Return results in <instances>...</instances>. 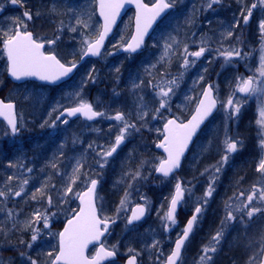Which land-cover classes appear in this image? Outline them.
Here are the masks:
<instances>
[{
  "label": "rangeland",
  "instance_id": "rangeland-1",
  "mask_svg": "<svg viewBox=\"0 0 264 264\" xmlns=\"http://www.w3.org/2000/svg\"><path fill=\"white\" fill-rule=\"evenodd\" d=\"M28 1L30 0H22V3ZM149 1L153 2L154 0ZM254 3L257 7L252 9L251 19L245 25L241 12L247 14V9ZM175 4L178 11L176 13H174L175 11L172 12L160 23L146 47L145 52H147V55L144 58L148 60L147 64H143L141 56H125L122 53V48L114 47V45L118 46L128 40L131 29L129 24L131 16L127 15L107 44L102 56L97 61L80 68L77 75L70 82L65 83L58 89L51 90L48 88L44 90L25 85L17 87L14 92H11L6 91V88L1 89L2 86H6V82L5 80L1 81L0 78V97L7 99L6 101L19 99L22 103L26 100L31 102L29 107L19 104L21 111L17 112L19 128L21 134H24L21 137L26 140L24 145L31 143V152L35 150L39 152H34L35 159L49 156L54 158L55 156L60 157L55 158L57 163L62 162L61 167L51 166L49 169L54 177L57 176L59 183L57 185L58 189L55 190L57 193L55 197L59 201L55 204L54 210L47 213L50 229H44L41 222V227H39L40 236L37 241L29 242L32 243L31 248L27 247L28 252L30 251L37 256L32 258L28 252L23 256L20 253L17 258L21 264H30L29 257L36 260L37 264H51V260L56 254L55 246L57 245L58 232L63 222L72 216L71 204L76 201L75 193L84 189L89 178H100L98 192L96 193L98 214L102 218L108 217L115 221L113 233L104 242L105 246L108 248L115 246L116 255L138 254L137 259L141 261L140 264H161L160 259L163 260V250L165 251L162 247L168 244L170 233L178 228V222L175 225H169V228L165 230L164 224L166 221L163 220V217L166 214V209L158 205L153 206L155 202L151 201L144 193L145 187H154L156 184L153 175L154 165L158 164L160 159L155 158L158 153L154 151L153 147L161 139L162 126L167 119L179 117L182 121L192 112L206 83L213 85V92L217 98L219 109L213 120L209 122L198 137L183 165L182 171L179 173L180 178L178 180L182 181L188 187L185 188L190 190L185 192L183 210L185 212L191 211L199 202V197L193 188L195 184L203 190L200 196L204 198L210 176L225 154L223 142L226 133L232 140L241 141L238 144L237 151L239 152L230 154L228 162L222 167V171L216 174L213 186L214 189L218 188L224 172L232 168V173L236 172L234 177L238 179L237 183L242 182V187L230 192L237 185L235 183L234 186L230 187V193L226 198L221 193L214 191L213 194H215L217 204L215 208L210 210L215 211L220 200H223L220 211L226 222V204L231 203L235 206L239 201L246 202V197L251 194L253 187L259 190L264 186V175L256 170L260 159L264 157V150L261 149L259 143L260 139L264 138V129H261L260 125L257 124L259 108L264 105V95L243 96L242 93L235 91L239 78L249 76L254 79L259 78L258 69L262 54L259 23L264 20V5L260 4L259 0H221V3L213 5L212 9L205 10L206 0H176ZM23 5L24 7L27 6L26 4ZM243 5H245V8ZM11 6H13L12 3ZM51 7V10L43 11L40 8L41 10L34 13L35 18H32V22L29 24L32 28L35 24L36 28L32 33L41 42L47 43L48 40H55L52 45L47 43L46 53L56 55L66 65L70 62H76L77 59H73V57L75 55L81 56L83 40H94L100 30L99 22L95 16L94 1L52 0ZM23 14L4 19L6 24H0V36L3 32L14 29L18 20L25 23L22 20L26 18ZM41 16L47 22L35 23L36 18L42 20ZM52 16L56 18V23L48 20ZM78 18H82L87 22L88 27L84 28L83 25H78ZM237 21H239L238 27L235 26ZM72 27L77 30L75 32L71 31ZM228 30H232L233 35L225 38L224 34ZM250 30L251 33H249ZM247 33L252 36V41L248 40ZM57 37L59 38L57 39ZM169 37L174 38L177 43L173 44L168 56L161 60L165 43L172 42ZM202 40L206 41V44L202 45ZM63 45H66V51L61 48ZM185 46L188 47L189 52L198 51L201 46H206L211 51H206L199 59L189 56V60H195V63L190 64L185 69L182 67ZM233 47L239 49L241 56L244 58L233 57L230 63H226L219 52L231 50ZM4 66V53L2 44H0V76L3 69H6ZM93 69L95 71H92ZM116 69L123 70V72H117ZM90 71H92V75L95 74V76L93 75L95 82L88 79ZM112 72H114V77L111 76V79L107 74H112ZM201 76H203V79H200ZM97 77L104 85V88L99 92L97 90L102 85ZM172 79H176L178 86L173 88L167 105L164 109H160L158 115L156 109L159 108L160 97L157 96L159 89L155 85L160 84L161 81ZM133 84L139 86L133 88ZM112 87L115 88L116 93L111 99L112 102L107 105L103 106V104L98 103L95 97H91L90 92L102 96ZM77 92L79 98L92 103L95 110L104 112L108 117L114 116L117 111L122 112L128 122L136 126L135 129L129 130L130 134L126 135L124 143L119 147L116 154L108 158V162L103 169L98 166L99 157L97 153L101 149L107 150L113 144L115 136L123 126L120 122H115L107 131L109 135L107 143L109 144H106L105 140L100 137L99 131L103 128L102 125L97 124L96 127L86 128V135L90 138V141L85 147H79V144L75 143L72 137L66 144L65 132L67 127L71 126L69 121L67 124L57 121L55 128L49 126L63 108L76 106L79 99L75 95ZM233 93V98L240 100L242 106L240 112L229 119L226 116L224 104H226L229 95ZM53 109L57 110L53 111ZM26 110L29 111L30 115H33L32 118L27 116L25 119L24 113ZM49 113H51V116H49ZM144 113H147V115H143ZM154 116L156 118H153ZM41 118L44 120H41ZM101 119L105 120L107 118L101 117ZM45 121L48 123L45 124ZM42 124H45V126L41 127ZM8 136V131L4 128L2 130L0 127V141L4 142L6 146L14 143L17 148L22 147V139L10 140ZM40 142H42V145ZM250 142L254 144L252 147L248 146ZM89 145L92 147H89ZM149 145L153 151L149 149ZM243 149L244 151H242ZM44 153H46V156L43 155ZM201 159H205L204 165L196 168ZM28 161L30 163L31 159ZM77 161H80L82 168L78 174H74L73 170ZM1 162L4 161L1 160ZM49 162L52 163L51 158ZM231 162L235 165L230 166ZM23 163H25L23 156L15 160V164L21 166L20 169L25 171V175L30 176L28 179L22 178L27 180L28 183L25 185L21 182L19 186V189H21V186L24 189L21 195L18 196L21 199L34 195L35 182H37L34 177H31L32 171H34V162L29 165ZM50 163L47 164L50 165ZM47 164L42 165L40 169L38 167L41 170V176L48 170ZM137 171L141 175L133 180L132 175ZM76 175L79 178L72 185L73 192L64 197L66 187ZM50 179L52 180L51 176H48L45 180L50 181ZM199 179L202 180V183L199 182ZM176 181L177 179L172 180L170 196ZM126 192L129 194L127 197L128 211H120L117 214L120 201L125 198ZM241 192L244 193L243 197L240 196ZM15 197L17 196L14 195L13 199ZM138 198L148 211L147 227L139 229L136 233H131L134 242H128L124 240V237L129 236L127 220L130 210L137 204ZM209 201V198H207L206 205L209 204ZM253 206L264 208V203L254 200ZM200 214L197 222L199 219L201 221L202 215L203 220L206 215H210L205 212V209ZM233 214L236 219L224 222L223 225L226 228H223V238L216 245V252L213 255L217 254V261L224 257L227 260L226 264H249V262L258 264L264 245V211L254 214L251 219L244 213L234 211ZM23 224L25 225L24 221ZM32 227H37V224L34 223ZM0 228L3 229V226L0 225ZM182 230L183 225L179 227L178 233ZM205 236L204 233L200 238L202 241L201 246L197 247V239L194 240L193 244H196L194 250L189 246L190 241L186 244L180 264H199V257L203 254L201 249L209 246L215 234L208 238ZM154 242H159L155 248L152 247ZM49 253L52 255L49 256ZM221 253H223L222 256ZM239 253H241L240 258L236 256ZM93 254V252H89L88 255L93 256ZM122 257L117 256L116 261L117 259L122 260L124 258ZM106 263L116 264L113 261ZM209 264H212V260L209 261Z\"/></svg>",
  "mask_w": 264,
  "mask_h": 264
},
{
  "label": "snow or ice",
  "instance_id": "snow-or-ice-1",
  "mask_svg": "<svg viewBox=\"0 0 264 264\" xmlns=\"http://www.w3.org/2000/svg\"><path fill=\"white\" fill-rule=\"evenodd\" d=\"M13 5L22 4V0H11ZM98 5V11L100 17L103 18V24L96 38L94 40L84 39L83 48L81 52V60L87 56H100L101 49L103 48L104 41L108 34L112 31L113 25H115L117 17L120 15L121 10L126 4H134L135 13V31L131 36V39L126 43H122L118 46L125 53L131 56L143 46L145 36L148 35L149 29L163 16L169 9L175 7L176 0H154L152 3H145L144 0H96ZM221 3V0H206L205 10L212 9L213 5ZM259 3L264 5V0H259ZM257 5L254 3L251 8L247 9V14L243 11L241 16L243 18V23L247 25L251 15L252 9L256 8ZM24 17L27 20L32 19L30 12L25 11ZM78 25H83L84 28L88 27L87 22L82 18L77 19ZM235 26H239V21H237ZM71 31L75 32L77 29L72 27ZM259 30L262 38L261 46V57H260V67L259 78L254 79L252 76L247 78H239V82L236 85V92L245 94L246 96H251L255 94L264 95V20L259 23ZM225 38L231 37L233 35L232 30H228L225 34ZM59 37H57L58 39ZM172 41L171 43L166 42L164 45V53L161 60L168 56L170 49L174 43H177L174 38L169 37ZM239 39V38H238ZM47 43L52 45L55 40H48ZM0 44H2V51L7 57V71L10 76L15 80H22L28 77H35L41 81H47L49 83H56L62 78L68 77L74 69L77 68L76 62H70L69 64L62 63L56 55L48 53L46 54L43 49L45 43L34 38L33 33L27 30V24L22 21H17L14 29L3 32L0 36ZM206 44V41L202 40V45ZM206 51H211L206 46L199 47L198 51L189 52L188 47H184V59L183 65L187 69L190 64H194L195 60L190 61L189 56L199 59L202 57ZM111 54V53H109ZM220 56H223L226 63H230L233 57H238L243 59L239 49L233 47L231 50H224L219 52ZM154 67V65H153ZM92 71H95L94 69ZM92 71L88 74V79L95 82V77L92 75ZM118 72L119 69H116ZM182 75V74H181ZM203 79V76L200 77ZM143 83V81H141ZM139 85L133 84V88ZM177 85L176 79L161 81L160 84L155 85L158 88L157 96L160 97L159 108L156 109V113L159 115L160 109H164L167 105L168 99L170 98V93L173 92V88ZM79 98V93H75ZM234 93L229 95L224 107L226 109L227 118H231L236 115L241 110V101L233 98ZM217 107V98L213 94V85L209 84L202 92L201 98L198 100L197 106L195 108L194 114L187 121H181L179 117L167 119L163 127V139L156 145L157 148L163 149L166 156L159 160V163L154 165V171L160 174L164 178H169L177 169L181 166V158L184 156L189 143L191 142L193 136L197 133L201 124L212 114L213 110ZM57 109H53L56 111ZM77 115L84 117L88 121L95 120L98 117H105L107 119H113L120 122L123 126L120 128L119 133L115 136L114 143L107 150L101 149L97 153L99 160L97 161L98 166L103 169L108 162V158L111 157L120 145L124 142L126 135L130 134V129H135V124L129 123L125 115L122 112L117 111L114 116L108 117L104 112L97 111L94 109L92 103L84 101L82 98L78 99V103L73 107L63 108L56 119L52 121V128L56 127V122L60 121L63 124H67V119H61L64 116L76 117ZM143 115H147L144 113ZM51 116V113H49ZM0 117H3L7 121V125L11 130L12 135H16L19 132L18 120L15 113V106L13 103H5L0 101ZM142 118V117H141ZM153 118H156L155 116ZM48 122L45 121V124ZM42 124L41 127H44ZM257 124L260 125L261 129H264V105L259 108V119ZM224 150L225 154L222 156L221 160L215 166L212 175L210 176L209 185L204 192V202L207 203V198H210L214 192V183L217 173L222 171V167L229 160L230 154L237 152L238 144L240 141L232 140L230 137L225 135L224 140ZM260 147L264 150V138L260 139ZM89 147H92L89 145ZM55 167V164L52 165ZM82 164L77 161L76 167L74 168V174H78ZM257 172L264 175V157H262L257 166ZM31 171V169H29ZM141 173L137 171L132 175V179L135 180L139 178ZM78 175L74 176L65 189L64 197H67L69 193L73 192L72 185L75 180L78 179ZM11 179V177H9ZM98 179L89 178L86 182V190L82 192L75 193L76 198L79 200L78 210H73L72 216L67 220L63 231L58 233L59 236V251L55 257L51 260V264H103V262L109 258H113L116 255L115 246L108 248L101 241V238L109 229V225L115 221L111 218H102L98 214L97 209V196L96 189L98 185ZM28 181L24 180L23 184H27ZM131 186V185H130ZM23 186H21L20 191L14 193L15 196H20L23 192ZM43 192L41 190H37ZM190 191L183 186L182 181L177 180L174 185V193L171 195L168 210L163 217L166 221L164 224L165 230L169 228V225H175L177 207L184 199L185 192ZM6 193L0 191V196H5ZM128 193H125V198L120 201V208L117 210V214L120 211H128ZM240 196L243 197L244 193L241 192ZM36 199L35 194L32 197ZM257 200L264 203V186L259 190L253 187L251 194L246 197V202L239 201L235 206L231 203L226 204V222L234 221L236 217L233 212L244 213L251 219L254 214L264 211V208L254 207L253 201ZM49 205H51V197H48ZM146 208L143 205H136L131 209V216L128 217L127 223L129 225L133 224L135 221H139L145 214ZM202 208L197 206L192 217L187 221L182 234L178 236L175 241V247L171 250L170 254L167 255L164 264H178L181 261V253L184 248L185 242L188 240L190 233L193 230L194 224L197 222L198 216L201 213ZM11 215V213H9ZM242 219V217H241ZM43 223L44 229H50L49 216L41 214L39 211L33 214V220L26 222V226L31 228V242L37 241L40 236V229L38 227H32L35 223L39 225ZM224 222H222L223 224ZM223 238V227L220 231H217L215 236L212 238L209 246H205L202 249V255L199 257V264H209L212 257L209 253L216 252V245L220 243ZM21 243H24L21 241ZM96 243L99 245L93 256L89 257L86 255V250L90 244ZM159 242H154L152 247H157ZM28 248L32 247V243H28ZM132 251L131 249L129 250ZM162 254V253H161ZM25 255V253H21ZM52 254L49 253V256ZM137 255H131L127 260V264H137ZM30 264H37L36 260L29 257ZM251 264V262H249Z\"/></svg>",
  "mask_w": 264,
  "mask_h": 264
},
{
  "label": "trees",
  "instance_id": "trees-1",
  "mask_svg": "<svg viewBox=\"0 0 264 264\" xmlns=\"http://www.w3.org/2000/svg\"><path fill=\"white\" fill-rule=\"evenodd\" d=\"M51 2H52V0H30L28 2H24V3L19 4V5H13L12 4L13 6H11V0H0V24H2V23L6 24L4 19H6L7 17H12L15 15L20 16V14L24 13L25 11H28L30 13L32 12V18H35L34 13L38 12L39 10H41V9L43 11L51 10V8H52ZM23 4L27 5V6H25L26 8L24 7ZM19 8H21V9L19 10ZM41 19L42 20H38L36 18L35 23L36 22L40 23V21H44L43 16H41ZM22 20L25 21L27 26H29L30 22H32V19L27 20V18H24ZM34 26H35V24H34ZM32 29H34V28H32V26L27 27V30L30 32L33 31ZM5 82H6V86H2L1 89L6 88V91H10L9 86L11 84L10 83L8 84L6 80H5ZM19 111H21L20 108H19ZM22 112H23V110H22ZM24 116L26 119L27 115L25 114ZM97 124L100 125V120L97 121L94 125H89V124H86L84 122L74 123L73 124V125H75L74 131L71 133L70 136L65 135L67 138L66 144L68 143V141L72 137V139L75 141V143L79 144V147H85L86 144H88L90 141V138H88L86 135V130H87L86 128L96 127ZM73 125H71V126H73ZM21 133H22L21 129L19 128V133L15 138L16 140L22 139L21 135H24V134H21ZM29 142H31V141H29ZM24 143H26L25 138L22 139V147L17 148L14 145V143L6 146L4 144V142L0 141V191H3L6 193L5 196H2L0 198V217L2 218V219H0V225L3 226V229L0 228V244H1V246H0V264H21V262L18 260L17 256L20 253H27L28 252L27 251V245L31 241V235H32L31 228L26 226V222L33 220V214L37 211H39L41 214H45V213L47 214L50 211L54 210V208L56 207L55 204H57L59 201V199L57 197H55V194H57L55 192V190L58 189L57 185L59 184L57 181V176L54 177L53 173L50 172L49 169L51 168V166L53 164H55V167H57V166L61 167L62 162L57 163V161H56V159H58L60 157L54 156V158H53V156H49V157H44V158H40V159H37V158L35 159L36 155L34 152H37V150H35L34 152H31V150H32V148H30L31 143H28L26 146L24 145ZM152 143H154V142H152ZM40 144L42 145V142H40ZM149 147H150V145H149ZM149 149L151 151H153L152 147H150ZM244 149L242 151H244ZM13 152H17L18 157H20V156L24 157L25 163H23V164L27 163V165H29V164H32V162H34V164H33L34 171H32L31 177H34V179L37 180V182H35V187H34L35 188L34 194L36 196V199L32 198L33 194L29 198H25V199L22 198L21 199L20 197L17 196V197H15V199H13L14 193L16 191L20 190L19 186H20L21 182L24 181L22 178L28 179L30 177V176L28 177L25 175V171L23 169L22 170L20 169L21 166H19L18 164H15L14 157L12 156ZM237 152H239V151H237ZM37 153H39V152H37ZM242 153H244V152H242ZM65 154H66V152H65ZM43 155L46 156V153H44ZM50 158L52 160V163L49 162ZM155 158L160 159V155L156 154ZM29 159H31L30 163L28 161ZM1 160L4 162L2 163ZM204 161H205V159H201V162L199 161L196 168H199L200 166L202 167V165H204ZM47 163H50V165H48ZM23 164H20V165H23ZM46 164L48 165V170L45 171V174L43 176H41V173H40L41 170H39V169L41 168L42 165H46ZM234 165L235 164L233 162L230 163V166H234ZM38 167H39V169H38ZM235 173L236 172L232 173V168H229L228 170H226L224 172L222 181L220 183H223V182L227 183L228 187L227 188L223 187V190H220L219 186H218V188H216L214 191L219 193V194L221 193L224 196V198H226L228 193L236 190L238 187L239 188L242 187V185H241L242 182L239 183L240 182L239 181L237 183L238 179H236L234 177ZM153 175H154V173H153ZM48 176H51L52 180L50 179V181H46L45 179ZM9 177H11V179H9ZM174 178L178 180L180 178L179 173L177 175H175ZM199 182L202 183V180L199 179ZM155 183L156 184L154 187H152V186L145 187L144 193L150 198L151 201L157 203V204L153 203V206L158 205L159 207H162L163 209H165L166 204H167V200L170 197V192L172 189V184H173L172 180L171 179L170 180H164V179H160V178L155 177ZM235 183H237V185L229 192L230 187L234 186ZM248 184H249V182L247 183V185ZM183 186L186 187V185H184V184H183ZM198 187L199 186H197V184H195L193 186L197 196L199 197V202H197V206L201 207L202 211L205 209V212L210 214V215H206L204 220H203V215H202L201 221H199L200 220L199 219L197 224H196V227H195V230L191 236L190 245H189L193 250L196 248V244L195 245L193 244L195 239H197V247L201 246L202 241L200 240V238L203 236L204 233L206 235L205 237L208 238V237H211L212 235L216 234L217 231H220L222 227L226 228V226L223 225L224 223L222 224V222H225V219L222 218L221 211H220V206L222 205L223 200H220L218 208L215 211H211L210 209L215 208V205L217 204V199L215 198V194H213L211 196V198H209V200H210L209 204L206 205L207 203L204 202V198H202V196H200L203 193V190L199 189ZM186 188H188V187H186ZM38 189L43 192V195H41V192L37 191ZM164 192H165V194H163ZM48 197H51V205H49ZM117 197H118V195H117ZM159 199L162 201H160ZM140 201L141 200L138 198L136 203H142ZM48 205H49V207H48ZM76 207H77L76 202H72L71 210L72 211L76 210ZM9 213H11V215H9ZM161 214H163V213H161ZM186 217H187V215L182 209L180 211L178 217H177V221L179 222L178 228L169 236L170 243L174 240V238L178 234L179 227L182 226V223ZM199 218H200V216H199ZM23 221H24L25 225L23 224ZM37 227L38 228L41 227V223L39 225H37ZM128 231H129V234L134 232V231H132V229H130ZM131 240H132V236H131ZM21 241H23L24 243H21ZM204 245H206V243H204ZM28 254L31 255L32 258H36V256H37L36 254H32L30 251L28 252ZM240 254L241 253L237 254L236 256L238 258H240ZM209 255H211V257H212V259H211L212 264H226L227 260L224 257H221V259L219 261H217L216 260L217 254L213 255V253H209ZM222 255H223V253H221V256Z\"/></svg>",
  "mask_w": 264,
  "mask_h": 264
},
{
  "label": "water",
  "instance_id": "water-1",
  "mask_svg": "<svg viewBox=\"0 0 264 264\" xmlns=\"http://www.w3.org/2000/svg\"><path fill=\"white\" fill-rule=\"evenodd\" d=\"M95 2H96V0H95ZM129 9H132L133 11H134V19H133V33H132V35L134 34V31H135V13H136V9H135V5L134 4H126L125 6H124V8L121 10V12H120V15L117 17V20H116V23H115V25H113V28H112V31L108 34V36L106 37V39H105V41H104V45L106 44V42H107V40L111 37V35H112V33H113V31H114V29L116 28V26H117V24L119 23V21L121 20V18L123 17V15L125 14V12L127 11V10H129ZM169 11V10H168ZM168 11L166 12V14L168 13ZM96 13H97V16H98V18H99V20L101 21V25L103 24V18L102 17H100V15H99V11H98V5H97V3H96ZM159 22V20L153 25V27L151 28V29H149V33H148V35L151 33V31L153 30V28L155 27V25L157 24ZM102 30V29H101ZM131 35V36H132ZM148 35H146L145 36V40H144V43H145V41H146V39H147V37H148ZM131 39V38H130ZM129 39V40H130ZM104 45H103V47H104ZM143 47H144V44H143V46L137 51V53L138 52H140L142 49H143ZM102 50H103V48L101 49V52H102ZM124 52V51H123ZM125 53V52H124ZM137 53H134V54H137ZM125 54H127V55H129L128 53H125ZM134 54H132V55H134ZM99 56H97V57H94V56H87V57H84V59L83 60H85V59H87V58H94V59H96V58H98ZM6 60H7V57H6ZM83 60H81L80 59V61H79V63L77 64V68H78V66L80 65V63H81V61H83ZM76 68V69H77ZM76 69H74V71L71 73V74H69V76L68 77H65V78H62L60 81H57L56 83H49V82H47V81H41V80H39V79H37V78H35V77H28V78H24V79H22V80H15L14 78H12L11 76H10V74H9V72L7 71V76H8V78H9V80L12 82V83H23V82H26V81H34V82H39V83H42V84H45V85H59V84H61L62 82H64V81H66V80H68L73 74H74V72H75V70ZM209 84H206L205 86H204V88H203V90L208 86ZM203 90H202V92H203ZM213 94H214V92H213ZM201 95H202V93H201ZM201 95H200V97H199V99L201 98ZM243 96H246L245 94H242ZM198 99V100H199ZM0 101H2L1 99H0ZM5 103H12V102H5ZM198 103V102H197ZM14 104V103H13ZM14 106H15V104H14ZM196 106H197V104H196ZM196 106H195V108H196ZM195 108H194V111H195ZM217 109H218V104H217V107L213 110V112H212V114L204 121V123L203 124H201V126H200V128L197 130V133L193 136V138H192V140H191V142L189 143V145H188V148L186 149V151H185V153H184V156L181 158V165H182V160H183V158L186 156V154L188 153V151H189V149H190V147H191V145L193 144V142H194V140L196 139V137L198 136V134L200 133V131L202 130V128L206 125V123L213 117V115L217 112ZM194 111H193V113L190 115V117L188 118V120L191 118V116L194 114ZM67 117V116H66ZM69 118V117H68ZM76 118H81V119H83V120H85V121H88V120H86L84 117H82V116H79V115H77L76 117H70L69 119H76ZM188 120H186V121H184V122H187ZM0 121H2L6 126H7V128H8V130H9V132H10V134L12 135V133H11V130H10V128L8 127V125H7V121H5L4 119H3V117H0ZM94 120H92V121H88V122H93ZM164 127V126H163ZM162 131H163V128H162ZM163 139V138H162ZM155 150H157L158 152H160L164 157L166 156V153H164V151H163V149H159V148H157L156 146H155ZM180 168H181V166H180ZM180 168L179 169H177L174 173H176V172H178L179 170H180ZM173 173V174H174ZM172 174V175H173ZM155 175H157V176H160V177H162L160 174H158V173H156L155 172ZM171 175V176H172ZM170 176V177H171ZM162 178H164V177H162ZM98 186V185H97ZM86 190V189H85ZM84 190V191H85ZM97 190V189H96ZM174 193V192H173ZM182 202V201H181ZM169 203H170V201H169ZM169 203H168V206H167V210H168V207H169ZM77 204H78V206H79V200L77 199ZM180 205H181V203L178 205V207H177V212L179 211V209H180ZM79 208V207H78ZM134 208V207H133ZM177 212H176V214H177ZM194 212H195V210L192 212V214L189 216V218L186 220V222H185V224H184V227L186 226V224H187V221L192 217V215L194 214ZM145 214H146V211H145ZM145 214H144V216L139 220V221H135L133 224H136V223H138V222H141V221H143V219H144V217H145ZM131 216V211H130V215H129V217ZM66 223H67V221L64 223V225H63V227H62V229H61V231H63V229H64V226L66 225ZM109 227H110V225H109ZM194 227V226H193ZM109 230V229H108ZM60 231V232H61ZM193 231V230H192ZM108 233V231L105 233V235ZM192 233V232H191ZM191 233H190V235H191ZM104 235V236H105ZM190 235H189V238H190ZM103 236V237H104ZM102 237V238H103ZM102 238H101V241H102ZM189 238H188V240H189ZM187 240V241H188ZM176 241V240H175ZM187 241L185 242V244L187 243ZM93 246H97V247H99V245L98 244H96V243H93V244H90L89 246H88V248H87V250H86V255H87V252H88V250H89V248H91V247H93ZM185 246V245H184ZM174 247H175V242H174V244H173V247H172V249H174ZM184 249V248H183ZM183 249H182V252H183ZM58 251H59V236H58ZM58 251H57V253H58ZM181 255H182V253H181ZM115 258L116 257H113V258H109V259H107V260H105L104 262H103V264L104 263H106V262H109V261H113V260H115ZM129 258H127L126 260H125V262H124V264H127V260H128ZM258 264H264V245H263V248H262V252H261V257H260V260H259V262H258Z\"/></svg>",
  "mask_w": 264,
  "mask_h": 264
},
{
  "label": "flooded vegetation",
  "instance_id": "flooded-vegetation-1",
  "mask_svg": "<svg viewBox=\"0 0 264 264\" xmlns=\"http://www.w3.org/2000/svg\"><path fill=\"white\" fill-rule=\"evenodd\" d=\"M144 2L145 3H152V2H150L149 0H144ZM154 2V1H153ZM217 7V6H216ZM241 7V6H240ZM243 7L245 8V5H243ZM251 8V7H250ZM131 16L130 17V22H129V24H130V27H131V29H130V34H129V37H130V35H131V32H132V19H133V11H128L127 13H126V15H125V17L126 16ZM252 16V15H251ZM125 19V18H124ZM123 19V20H124ZM250 19H251V17H250ZM249 19V20H250ZM123 22V21H122ZM249 22V21H248ZM160 24H158L156 27H155V29L153 30V32H152V34L148 37V39H147V41H146V43H145V46H144V49L138 54L139 56H141L140 58H142L143 59V64H147L148 63V60L147 59H145L144 57L147 55V52H145V50H146V47L148 46V43H149V41L152 39V37L154 36V33L156 32V30H157V28H158V26H159ZM116 32V31H115ZM236 32V31H235ZM249 33H251V30L249 31ZM33 36H34V38H36L35 37V35L33 34ZM129 37H128V39H129ZM247 38H248V40H253V38H252V36H250L248 33H247ZM45 43V47H44V51H45V53H46V49L48 48V44L46 43V42H44ZM137 56V55H136ZM133 57H135V56H133ZM4 60H5V66L4 67H6V69H3V72L1 73V76H0V78L3 80V79H5V78H7L6 77V73H7V63H6V57H5V55H4ZM30 85V86H33L34 88H36V89H38V88H40V89H44V90H47L48 88H52V87H45V86H43V85H37V84H35V83H25V84H22V85H19V84H11V86L9 87V90L11 91V92H14V90H15V88H17V87H21V86H25V85ZM57 88H59V87H57ZM54 89V88H53ZM14 103H15V105H16V112H17V110H18V107H19V104H23L24 105V107H26V106H30L31 105V102H30V100H26V101H24V103H22V102H20L19 101V99L17 100V99H14ZM73 107V106H72ZM19 112V111H18ZM27 115L28 117L29 116H31V117H33V115L31 114H29V111L27 112V110H26V112L24 113V115ZM100 118V117H99ZM19 119V118H18ZM17 119V120H18ZM41 120H44V119H42L41 118ZM63 120V119H62ZM74 123H80V122H82L81 121V119H76V121H73ZM0 127L2 128V130H3V128L4 129H6V127L4 126V124L3 123H1L0 122ZM18 128H19V120H18ZM7 130V129H6ZM19 133V132H18ZM18 133L16 134V135H14V136H12V135H10L9 133V136H8V138L10 139V140H12V139H15L16 138V136L18 135ZM112 203V202H111ZM146 225L144 224V225H141V226H137V227H135V228H132V230H136V231H138L139 229H141V228H144ZM114 227H115V222L114 223H111V229H110V231H109V233L105 236V238L103 239V243L105 242V241H107L108 240V238H109V236H111V233H113V229H114ZM147 227V226H146ZM129 228V227H128ZM128 234H129V231H128ZM113 236V235H112ZM124 240L125 241H128V242H134V238H132V240H131V236H130V234H129V236L127 237H124ZM126 243V242H125ZM163 249H165V251L163 250V253H164V255L162 256L163 257V260H162V262H161V264H163V262L166 260V257H167V255H169L170 254V252H171V249H172V246H170V245H166V246H163L162 247ZM90 252H93L94 253V250H91ZM116 256H118V257H122L121 255H116ZM122 261L123 260H119V259H117V261H115L116 263H118V264H122ZM141 263V261H139V264Z\"/></svg>",
  "mask_w": 264,
  "mask_h": 264
},
{
  "label": "bare ground",
  "instance_id": "bare-ground-1",
  "mask_svg": "<svg viewBox=\"0 0 264 264\" xmlns=\"http://www.w3.org/2000/svg\"><path fill=\"white\" fill-rule=\"evenodd\" d=\"M175 11V12H174ZM176 11H178L177 10V5L175 4V7L174 8H172V9H169V11H168V13L167 14H165L164 16H163V18L162 19H160L159 20V24L168 16V15H170L172 12H174V13H176ZM46 19V18H45ZM56 18L54 17V16H52L50 19H48L49 21H52V22H57V20H55ZM45 22H47V20H44ZM51 22V23H52ZM34 29H32L33 31H35V26L33 27ZM61 48L64 50V51H66V45H63V46H61ZM79 59L80 58V56L79 55H75L74 57H73V59ZM62 59V58H61ZM98 59L96 58V59H94V58H87V59H85V60H83V61H81V63H80V68H82V67H84L86 64H88V63H91V62H95V61H97ZM64 61V60H63ZM120 71H122L123 72V70H119V72ZM114 72H112V74H107V75H109L108 77H110L111 79H112V77H114V74H113ZM94 76H95V74H93ZM112 76V77H111ZM97 79L98 80H100L98 77H97ZM96 79V80H97ZM100 83H101V80H100ZM101 87L100 88H98V90H97V92H99L101 89H103L104 88V85L101 83ZM115 88H111L110 90H108L107 92H106V94L105 95H102V96H100L99 94L97 95V94H95V93H92V92H90V94H91V97L93 98V97H95L96 99H97V101H98V103L99 104H103V106L104 105H107V104H109L110 102H112V98H113V95H114V93H116V90H114ZM89 91V90H88ZM87 91V92H88ZM117 99H119V98H117ZM126 103V105H127V102H125ZM128 106V105H127ZM59 115V113L57 114V116ZM30 117V116H29ZM32 118V117H31ZM63 119H67V120H71V119H69L68 117H66V116H64V117H62ZM110 122V123H109ZM115 122H117V121H115V120H107V119H105V120H103V119H101L100 120V125H102L103 126V128L99 131L100 132V137L102 138V139H104L105 140V143L106 144H109V143H107V140H108V137H109V135H108V133H107V131L110 129V127L115 123ZM74 127H75V125H73V126H68L67 127V129H66V132H65V135L66 136H70L71 135V133L74 131ZM254 144H253V142H250V143H248V146L249 147H252ZM192 146V145H191ZM12 156L14 157V162H15V160L18 158V153L17 152H13L12 153ZM223 187H225V188H227L228 187V184L227 183H220L219 184V189L220 190H223ZM0 219H2L1 217H0Z\"/></svg>",
  "mask_w": 264,
  "mask_h": 264
}]
</instances>
